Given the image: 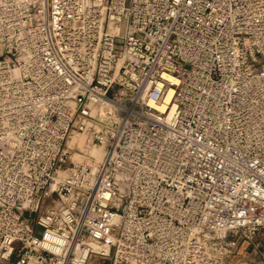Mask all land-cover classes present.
Instances as JSON below:
<instances>
[{"label": "built area", "instance_id": "obj_1", "mask_svg": "<svg viewBox=\"0 0 264 264\" xmlns=\"http://www.w3.org/2000/svg\"><path fill=\"white\" fill-rule=\"evenodd\" d=\"M258 234L264 0H0V264H227Z\"/></svg>", "mask_w": 264, "mask_h": 264}, {"label": "crops", "instance_id": "obj_2", "mask_svg": "<svg viewBox=\"0 0 264 264\" xmlns=\"http://www.w3.org/2000/svg\"><path fill=\"white\" fill-rule=\"evenodd\" d=\"M238 262L264 264V236L262 234L255 235L252 242L237 239L233 257L227 264H238Z\"/></svg>", "mask_w": 264, "mask_h": 264}, {"label": "bare ground", "instance_id": "obj_3", "mask_svg": "<svg viewBox=\"0 0 264 264\" xmlns=\"http://www.w3.org/2000/svg\"><path fill=\"white\" fill-rule=\"evenodd\" d=\"M69 145L77 144L78 147L82 150L83 154H74L73 159L76 162H89V157L92 156L96 160H100L103 155V151L100 148L88 146L84 138L80 135H72L71 139L68 142ZM95 249V248H94Z\"/></svg>", "mask_w": 264, "mask_h": 264}]
</instances>
